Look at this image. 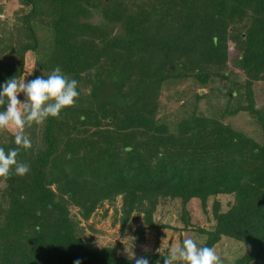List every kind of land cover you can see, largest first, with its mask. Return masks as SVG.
<instances>
[{
    "label": "trees",
    "instance_id": "16d2710c",
    "mask_svg": "<svg viewBox=\"0 0 264 264\" xmlns=\"http://www.w3.org/2000/svg\"><path fill=\"white\" fill-rule=\"evenodd\" d=\"M13 1L0 0V12ZM17 1L10 30L0 17V86L25 77L32 51L28 80L60 66L81 94L59 119L25 128L33 147L18 160L30 173L0 178V264H135L86 234L96 208L118 196L121 230L141 212L158 228L152 212L167 199H180L186 226L187 202L205 208L214 197L213 228H197L202 246L231 237L245 247L231 264H264V104L252 86L264 79V0ZM215 78L221 86L206 89ZM187 80L204 86L197 99L226 98L221 115L248 112L259 137L198 104L162 113V90ZM0 147H18L14 130H0ZM218 194L232 196L226 209Z\"/></svg>",
    "mask_w": 264,
    "mask_h": 264
},
{
    "label": "rangeland",
    "instance_id": "374dc122",
    "mask_svg": "<svg viewBox=\"0 0 264 264\" xmlns=\"http://www.w3.org/2000/svg\"><path fill=\"white\" fill-rule=\"evenodd\" d=\"M8 4L11 7L8 9L7 7H3V10L0 12V17L6 19V23L9 24L8 29L10 30L13 26L12 21L15 10L19 8L21 4L18 3L17 0L9 2ZM6 35H8V33H6ZM35 57L36 55L32 51L26 52L25 56L23 55L22 68L24 69L26 80H28V74L35 67ZM231 58L228 60V65L233 68V60ZM241 74L242 73L238 71V77H241ZM190 81L192 80H187V82L162 90V105L165 106L161 112L168 113L170 118L173 119L176 111L179 112L180 110V112H182L186 109L185 107H193L195 104H198V109H201L204 113L213 110L215 114L221 115L220 108L223 106L226 98L221 96L215 90H203V92H207V94L197 99L194 94L195 91L204 86ZM222 83V80L215 78L206 84V89L210 86L216 88L219 85L221 86ZM252 86L256 105H263L264 79L254 81ZM22 96L23 94H21L20 97ZM183 100L185 101L183 102ZM182 103L184 104L183 106H181ZM221 120L246 132L256 139L261 133L260 127L255 123L253 117L246 111H239L233 115L225 113L224 115H221ZM216 197L221 202L223 209H226L229 205V201L232 200L230 194H218ZM213 198L214 197L211 196L208 198L205 208L201 206L198 198L194 197L187 202L186 209L189 215V224L186 226L181 217L182 205L180 199H167L162 203H158L152 212L153 219L160 224L158 228L147 227L143 219L144 214L141 212L136 221L128 224L126 223L124 229L121 230L120 222L117 221L114 224L112 223L113 216L119 218L122 214V202L121 198L118 196L115 202L109 203L106 201L103 206L96 208L90 219L85 222L86 234L90 235L93 242L98 246L118 243V249L122 253L127 254L125 251L127 247L130 252L135 253L136 257L145 256L149 260L153 253L160 254L157 252V249L162 247L161 252L164 253L166 252V249L173 245L179 246L183 239L187 237H191L198 243V245L202 246L203 240L206 236L204 233L199 232L197 228L199 226L208 229L213 228L215 224V219L212 217L211 207ZM105 208L107 209L106 214H103L102 212ZM133 213L135 212L132 211L131 214ZM132 217L133 216L131 215L130 218ZM165 224H168L169 226H166ZM133 239L135 243H133ZM145 246H148L150 250L146 252ZM212 248H214L216 253L222 258L223 264H231L234 257L243 253L245 249V247L241 246V244L235 239L227 236L222 237L219 242L212 246Z\"/></svg>",
    "mask_w": 264,
    "mask_h": 264
},
{
    "label": "clouds",
    "instance_id": "9594fccd",
    "mask_svg": "<svg viewBox=\"0 0 264 264\" xmlns=\"http://www.w3.org/2000/svg\"><path fill=\"white\" fill-rule=\"evenodd\" d=\"M78 89L79 82L70 79L60 66H56L47 76L32 80L14 76L0 86V106L3 107L0 110V130H14V142L18 146L7 151L0 147V178L7 180L30 173V164L18 160L20 148L29 150L33 147L25 128L43 125L49 118L59 119L66 108L76 106L81 94ZM21 94L24 100L20 99ZM161 248L157 252L163 255ZM149 250L145 246V251ZM125 251L130 260H135V264H150L147 257H136L127 247ZM166 252L163 264H223L214 248L200 246L191 237L184 238L179 246L173 245ZM75 264H80V261L77 260Z\"/></svg>",
    "mask_w": 264,
    "mask_h": 264
}]
</instances>
